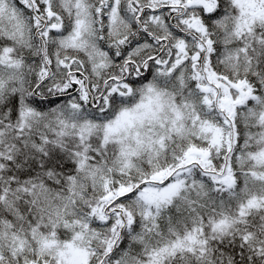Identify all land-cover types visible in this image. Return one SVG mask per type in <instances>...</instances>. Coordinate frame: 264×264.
I'll use <instances>...</instances> for the list:
<instances>
[{
  "label": "snow or ice",
  "instance_id": "1",
  "mask_svg": "<svg viewBox=\"0 0 264 264\" xmlns=\"http://www.w3.org/2000/svg\"><path fill=\"white\" fill-rule=\"evenodd\" d=\"M0 264H264V0H0Z\"/></svg>",
  "mask_w": 264,
  "mask_h": 264
}]
</instances>
